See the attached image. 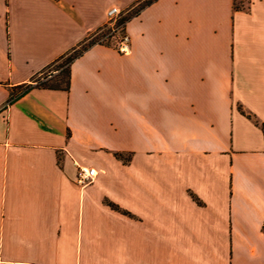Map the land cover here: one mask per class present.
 I'll use <instances>...</instances> for the list:
<instances>
[{
	"label": "crops",
	"instance_id": "crops-1",
	"mask_svg": "<svg viewBox=\"0 0 264 264\" xmlns=\"http://www.w3.org/2000/svg\"><path fill=\"white\" fill-rule=\"evenodd\" d=\"M142 1L0 0V264H264V0H148L32 83Z\"/></svg>",
	"mask_w": 264,
	"mask_h": 264
},
{
	"label": "built area",
	"instance_id": "built-area-1",
	"mask_svg": "<svg viewBox=\"0 0 264 264\" xmlns=\"http://www.w3.org/2000/svg\"><path fill=\"white\" fill-rule=\"evenodd\" d=\"M121 13V9L117 6H112L107 10V22L108 28L105 32L101 33V35L95 40H93L94 44H105L109 43L110 40H114V47L122 54H127L131 49V38L130 35L126 31V22L122 21L120 23H116L119 14ZM101 31V28L98 29L92 36V38L97 35ZM54 73H48L46 75L40 74L37 78L33 80V85H37L39 82L45 81L50 78ZM97 171L94 167L86 166V165H77L76 175H75V183L80 186H85L91 183Z\"/></svg>",
	"mask_w": 264,
	"mask_h": 264
},
{
	"label": "trees",
	"instance_id": "trees-1",
	"mask_svg": "<svg viewBox=\"0 0 264 264\" xmlns=\"http://www.w3.org/2000/svg\"><path fill=\"white\" fill-rule=\"evenodd\" d=\"M233 5H234V8L235 9L244 8L243 1L242 0H234ZM142 7H143V5L140 6L135 13H137ZM92 43L93 42H91L89 44H92ZM83 48H85V47L83 46L79 50H74V51H72V52H70V53L62 56L58 60L52 62L50 65H48V67H51V66H54L57 63H60V61L65 60L63 64L66 65V66L62 70V71H64V76H60L59 77V76L53 75L50 78H48L47 80L42 81V82H39L37 85L38 86H41V87L42 86L43 87L45 86V87H49V88L67 89L68 86H69V65H70L71 61L75 57H77V55L81 52V50ZM57 65L58 66H62L61 64H57ZM27 90L28 89H25L22 93L26 92ZM261 128H262V131H263V134H264V124L261 125ZM110 205L112 206V208L118 209L113 204H110Z\"/></svg>",
	"mask_w": 264,
	"mask_h": 264
},
{
	"label": "rangeland",
	"instance_id": "rangeland-1",
	"mask_svg": "<svg viewBox=\"0 0 264 264\" xmlns=\"http://www.w3.org/2000/svg\"><path fill=\"white\" fill-rule=\"evenodd\" d=\"M148 0H145L144 2L142 1L141 3H139L137 6H132V7H128V8H125V9H121V13L119 14L118 16V19L116 21V23H120L122 21H128L131 17H133L135 15V12L138 10V8L142 5H144ZM108 24H105L102 28H101V31L95 35L93 38L90 37L89 40L82 45L85 46L91 42H93V40H95V38L99 37L101 35V33L105 32L107 30V27ZM110 45L114 46V40H110L109 41ZM105 44H108V43H105ZM65 60H62L60 61V63H57V64H61L62 66H58L57 64H55L54 66H51V67H47L46 69H44L42 71V75H46L48 73H54V75L56 76H64V71H62L64 69V67L66 65H64Z\"/></svg>",
	"mask_w": 264,
	"mask_h": 264
}]
</instances>
